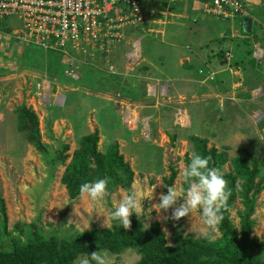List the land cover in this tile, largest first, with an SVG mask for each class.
Listing matches in <instances>:
<instances>
[{"label":"rangeland","instance_id":"374dc122","mask_svg":"<svg viewBox=\"0 0 264 264\" xmlns=\"http://www.w3.org/2000/svg\"><path fill=\"white\" fill-rule=\"evenodd\" d=\"M249 4L244 19L251 22V34L244 39L251 44L250 59H253V64L246 60L242 66L233 67V62L241 60L240 55L239 58L231 55L229 59L225 56L220 59L216 54L218 68L211 67L212 80L206 81L203 80L205 76H200L197 71L200 66H205L197 63L199 58L188 62L192 64L197 77L190 75L192 71L178 69L168 61V73L173 77H168L166 72L164 74L168 79L164 80L167 77L163 79L159 72L161 70L157 68L159 71L149 72L148 62H143L140 38L136 39V35V40L126 44V31H123V43L116 49L125 45L129 46L130 51L135 47L136 56L125 65V62L116 61L119 56L112 51L108 64H114L115 74L138 70L143 79L130 74L115 77L114 83L119 87L113 95L103 90L107 87V64L106 67L102 62L90 65L87 64L90 61L86 60L82 76L87 77L75 86L61 75L65 69L63 66L57 73L59 75L47 69L48 60L57 56L60 61L59 55L24 45L30 52L25 57L27 68L22 73L17 61H13L15 57L8 55L9 50H3L4 43L1 42L6 36L1 35L0 208L6 219L3 229L6 235L2 237L4 242L8 243L19 231H23L21 239L27 240L35 228L47 236L57 235L61 239L71 240L77 233L112 225L113 221L108 220L109 213L115 210L126 193L124 190L117 189L110 198H105L104 203L93 205L79 196L69 199L60 182L70 156L78 148V140L95 130L99 131L98 150L103 152L112 140L117 141L120 153L131 166L134 174L131 189L139 190L142 194L143 208L137 215L143 228L157 222L169 246L175 245L173 232L177 223L183 237L207 236L199 212L179 221L165 220L164 217L171 215V210L160 212L153 205L159 203L161 193L167 194L164 178L170 176L171 168L176 172L172 185L183 186L180 171L185 166V157L192 155V144L188 141L190 135L206 139L209 147L227 149L229 162L223 166V171L230 170L231 159L242 155L243 149L264 164V128L259 129V124L264 121V58L260 59L257 55L260 49L261 56H264V50L253 41V36L264 37V1ZM249 9L253 13L250 14ZM235 41L239 43L235 47L241 50L240 39ZM231 49L234 50V46ZM221 61L225 64H221ZM89 66L94 68L93 72ZM11 67L18 68L12 71ZM221 68L227 69L221 72ZM217 78L220 79L215 83ZM122 86L130 91L121 93ZM71 93L75 96L71 99L70 111L66 110L63 117L54 120L48 129V117L52 115L49 106L63 107ZM20 105L31 109L38 117L41 141L47 150L45 154H39L17 131L15 109ZM73 110L75 116L70 117L69 112ZM119 127L130 133H124ZM171 136L176 138L171 140ZM64 145L68 146L65 154L69 158L61 163L56 156ZM52 158L54 161H51ZM262 186L252 216L255 224L251 237L256 236L264 241V178ZM240 209L237 202L231 212L235 225H238L236 213ZM16 225L19 227L16 228ZM208 236L215 240L219 233ZM109 254L114 264H135L140 258L133 249L119 255Z\"/></svg>","mask_w":264,"mask_h":264},{"label":"trees","instance_id":"16d2710c","mask_svg":"<svg viewBox=\"0 0 264 264\" xmlns=\"http://www.w3.org/2000/svg\"><path fill=\"white\" fill-rule=\"evenodd\" d=\"M204 1L208 2V0ZM243 1L245 2V0ZM247 8L248 6H246V11ZM243 31L245 35L249 36L251 34L245 29ZM253 41L259 43L261 49L264 50V37L253 36ZM240 43L242 49L235 48L239 50L241 60L233 62V67L242 66L246 60L250 64L254 62L252 58L250 59L252 55L250 42L242 39ZM225 53L223 49L216 51L217 57L220 59L225 56ZM55 54L60 56V61L55 56L47 62V69L53 71L52 74H57L61 66L66 69L69 64L62 55ZM61 58L62 61L64 60V64L61 63ZM87 64L94 65L92 63ZM221 64H225V62L221 61ZM84 66L83 64L80 66L77 80L66 77L64 71L61 75L75 86L79 85L81 80L87 77L82 76ZM89 68L91 72L94 71L93 67L89 66ZM206 73L198 74L203 77ZM107 75L108 78L105 82L107 87H104L103 90H105V93L108 92L113 95L112 93H115L117 87H119L115 85L116 80L114 81V79L119 77L118 74L107 73ZM218 81L219 78L216 79L215 83ZM124 86L120 90L121 93L127 91ZM72 94L74 93L69 94L63 107L49 106L48 110L52 112V115L48 117L49 121L47 123H50L46 125L48 129H50L54 120L63 117L62 114L69 110L71 99L75 96V94ZM75 110L72 111L73 114L69 112L70 117L75 116ZM15 114L17 131L25 137L27 143L39 154H45L47 151L46 145L41 141L39 121L36 114L24 105L17 107ZM263 128L264 121L259 124V129ZM118 129L124 133H130L125 128L119 127ZM175 138L176 136H171V140ZM188 141L192 144V154L211 157L209 166L220 168L231 192L228 200V210L223 212L224 219L218 226L219 237L217 239L212 240L208 235L199 238L193 236L183 237L179 229L180 224L177 223L173 232L175 245L169 246L165 234L157 222H153L148 228H143L140 217L133 214L130 217L132 221L130 230H124L119 221H113L110 227L100 230L92 228L77 233L71 240H65L57 235L47 236L43 231L35 228L27 240L21 239L23 231H19L18 235L12 236L9 239L10 241L5 243L2 237L6 235L3 234L6 219L4 211L0 208V264H75L78 257L89 255L93 251H107L113 255H119L127 249H133L139 253L140 258L135 264H264V241L256 236L251 237L255 224L252 216L256 208L257 196L263 189L264 164L248 150L243 149L241 151L242 155L231 159L230 170L223 171V166L229 162L226 148L218 150L213 146L209 147L206 139L193 135L188 137ZM98 143V130L85 134L78 140V148L73 151L70 161L60 178L69 199H75L79 196V188L83 183L93 182L97 179L108 180L109 195L106 197L107 199L117 189L125 192L132 190L131 185L134 174L131 166L120 153L118 142L112 140L103 152L98 150ZM67 150L68 146L64 145L63 149L57 153L56 160L65 163L69 158L65 154ZM190 158L189 156L185 157V165L190 163ZM51 161H54V159L52 158ZM170 171V176L164 178V183L167 186H172L176 175L172 168ZM183 187L186 189L187 185H183ZM237 202H239L241 209L236 213L238 225H235L231 218V212ZM1 205L2 202L0 201ZM18 227L19 225H16V228Z\"/></svg>","mask_w":264,"mask_h":264},{"label":"built area","instance_id":"2783aa9c","mask_svg":"<svg viewBox=\"0 0 264 264\" xmlns=\"http://www.w3.org/2000/svg\"><path fill=\"white\" fill-rule=\"evenodd\" d=\"M203 11L222 20L247 14L243 0H208ZM9 20L17 27L6 36L44 53L62 55L69 63L64 74L72 80L78 79L86 60L107 64L108 73L115 74L114 64L109 65L108 59L122 45L124 27H137L144 36L159 34L148 24L141 0H0V22ZM134 50L125 55L127 61L136 56ZM257 55L264 58L260 49ZM225 57L229 59L231 53L226 52Z\"/></svg>","mask_w":264,"mask_h":264},{"label":"crops","instance_id":"0c3cea01","mask_svg":"<svg viewBox=\"0 0 264 264\" xmlns=\"http://www.w3.org/2000/svg\"><path fill=\"white\" fill-rule=\"evenodd\" d=\"M256 1L245 0L246 6H250L249 3H255ZM141 2L144 6L148 24L159 31V34L144 36L137 27L126 26L124 27L127 39L126 44H130V42L140 38L139 49H141V58L142 54L144 57L143 62L150 64L148 65L147 63L149 72H153L157 68L161 70L157 69L162 74L163 79L167 77V74L168 77H173L169 76L168 73V61L178 69L187 70L188 72L192 71L190 75L197 77L192 64L188 63L197 57L199 59L195 61L205 65L204 67L200 66L197 71L201 75L203 72H207L203 79L207 81L208 77L213 75V72L210 70L211 67L218 68L216 51L220 49H223L224 53L231 51V55L236 57L239 55V50L235 46H238L239 43L235 40H242L248 36L243 32L244 17L236 16L222 20L217 15H206L203 11L204 0H175L173 3H170L169 0H141ZM249 12L250 14L253 13L252 10ZM16 27L17 23L12 20L0 22L3 36H6V33H10ZM250 27L251 22L250 26H248L249 32ZM136 35L137 38L135 39ZM2 40L4 41L0 42L4 43L3 50H9L8 55L11 58L15 57L13 61H17L18 67H21L22 73H24L27 68L24 63L25 57L30 51L26 50L23 44L14 41L13 38H9L8 36ZM231 46H234L235 52L231 49ZM128 47L124 45L119 47L118 50H114L115 54L119 56L116 61H121L120 63L122 64L125 62V65H127L125 55L129 52ZM61 63L64 64L62 58ZM219 66L221 67L220 64ZM18 67H11V70L14 71ZM226 69L221 68V72H224ZM121 72L119 71L118 76L127 77L130 74V76L132 75L137 79H143L142 73L138 70H135L133 73ZM166 72L167 74H164ZM236 72L238 71L236 70ZM87 75H89V72H87ZM168 77L164 80H167ZM144 94L145 92L142 95Z\"/></svg>","mask_w":264,"mask_h":264},{"label":"clouds","instance_id":"9594fccd","mask_svg":"<svg viewBox=\"0 0 264 264\" xmlns=\"http://www.w3.org/2000/svg\"><path fill=\"white\" fill-rule=\"evenodd\" d=\"M210 160V156L192 154L190 163L182 166L180 171L182 185H187V188L176 184L165 185L167 194L161 193L159 203L153 205V208L159 209L160 212L171 210V215L164 217L165 220L179 221L184 217L191 218L193 213L199 212L206 235L218 231V226L224 219L223 212L228 210L231 195L224 173L218 167H210ZM108 195L107 179L85 182L79 188L80 199L87 200L93 205L104 203ZM142 208V194L139 190L133 189L120 198L115 210L109 213L108 220L119 221L124 230H130L132 226L130 217L140 213ZM50 222L56 223L54 220ZM75 264H114V259L109 252L99 250L78 257Z\"/></svg>","mask_w":264,"mask_h":264},{"label":"water","instance_id":"95a60500","mask_svg":"<svg viewBox=\"0 0 264 264\" xmlns=\"http://www.w3.org/2000/svg\"><path fill=\"white\" fill-rule=\"evenodd\" d=\"M248 26H250V20H246V21H244V24H243V28L245 29V31H249L248 30Z\"/></svg>","mask_w":264,"mask_h":264}]
</instances>
